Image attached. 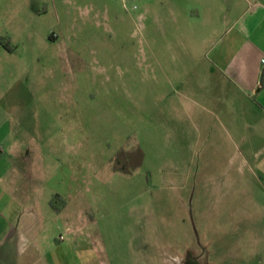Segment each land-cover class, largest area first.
I'll list each match as a JSON object with an SVG mask.
<instances>
[{"label":"rangeland","instance_id":"obj_1","mask_svg":"<svg viewBox=\"0 0 264 264\" xmlns=\"http://www.w3.org/2000/svg\"><path fill=\"white\" fill-rule=\"evenodd\" d=\"M211 1L0 0V264H264V195L180 84Z\"/></svg>","mask_w":264,"mask_h":264},{"label":"crops","instance_id":"obj_2","mask_svg":"<svg viewBox=\"0 0 264 264\" xmlns=\"http://www.w3.org/2000/svg\"><path fill=\"white\" fill-rule=\"evenodd\" d=\"M203 6L184 7L179 13L186 24L184 37L214 44L182 49L188 59L180 84L189 89V96H199L213 108L220 127L215 133L216 159L230 166L228 180L254 183L264 195V0H212L209 8ZM177 15L171 9L174 21ZM207 106L205 112L210 111ZM186 113L189 119L196 116ZM204 119H209L207 114L201 121L205 134Z\"/></svg>","mask_w":264,"mask_h":264},{"label":"trees","instance_id":"obj_3","mask_svg":"<svg viewBox=\"0 0 264 264\" xmlns=\"http://www.w3.org/2000/svg\"><path fill=\"white\" fill-rule=\"evenodd\" d=\"M11 50V48H10ZM262 85H264V73L262 78ZM143 157V152L141 150L131 151V152H124L121 151L120 155L117 159V170L124 173H130L128 165H131L133 162L139 164Z\"/></svg>","mask_w":264,"mask_h":264},{"label":"flooded vegetation","instance_id":"obj_4","mask_svg":"<svg viewBox=\"0 0 264 264\" xmlns=\"http://www.w3.org/2000/svg\"><path fill=\"white\" fill-rule=\"evenodd\" d=\"M5 48L8 49V50L10 49L8 46H6Z\"/></svg>","mask_w":264,"mask_h":264},{"label":"built area","instance_id":"obj_5","mask_svg":"<svg viewBox=\"0 0 264 264\" xmlns=\"http://www.w3.org/2000/svg\"><path fill=\"white\" fill-rule=\"evenodd\" d=\"M0 155H1V152H0Z\"/></svg>","mask_w":264,"mask_h":264}]
</instances>
